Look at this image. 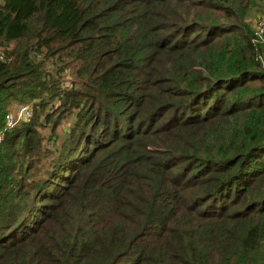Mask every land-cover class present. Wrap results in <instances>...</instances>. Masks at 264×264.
Segmentation results:
<instances>
[{"label": "trees", "instance_id": "16d2710c", "mask_svg": "<svg viewBox=\"0 0 264 264\" xmlns=\"http://www.w3.org/2000/svg\"><path fill=\"white\" fill-rule=\"evenodd\" d=\"M260 13L0 0V131L34 101L0 142V264H264Z\"/></svg>", "mask_w": 264, "mask_h": 264}, {"label": "rangeland", "instance_id": "374dc122", "mask_svg": "<svg viewBox=\"0 0 264 264\" xmlns=\"http://www.w3.org/2000/svg\"><path fill=\"white\" fill-rule=\"evenodd\" d=\"M261 14L262 13H260V14H258L256 16L252 17L251 20L248 21V23H249V25L251 27L252 32L253 33L255 32L257 38H259L261 40L262 44H264V35H260L258 33V31H257L258 30V25H259L260 21L264 18V14H262V15ZM28 102H29L28 103L29 106H27L26 104L23 105V106H27V107L31 108L32 105L34 104V101L29 100ZM57 104H58V101L56 100L55 101V105H57ZM18 106H19L18 103H14V102L11 103L7 115H14V114H16V112H17V110L19 108ZM46 110H48V108ZM74 117H68L67 116L62 121H60V124L59 125H56V122L58 121L59 116L54 113L53 116H52V119H51L50 123L49 124H46L44 126V128H42L40 130V132L47 139H50V140L55 139L54 141H52L54 144L62 145V144H64L66 142V140H67V138L69 136L68 131L71 129V126L75 122V118ZM5 120H6V118H5ZM43 121H44V119H43Z\"/></svg>", "mask_w": 264, "mask_h": 264}, {"label": "built area", "instance_id": "2783aa9c", "mask_svg": "<svg viewBox=\"0 0 264 264\" xmlns=\"http://www.w3.org/2000/svg\"><path fill=\"white\" fill-rule=\"evenodd\" d=\"M258 33L260 35H264V18L260 21L258 25ZM32 118V109L27 106L20 107L16 114L7 115L5 120V128L4 131H0V142L3 140L5 131L12 130L15 128L20 122H28Z\"/></svg>", "mask_w": 264, "mask_h": 264}]
</instances>
